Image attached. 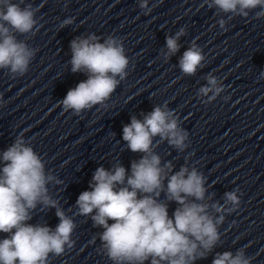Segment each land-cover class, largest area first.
<instances>
[{
    "label": "clouds",
    "instance_id": "9594fccd",
    "mask_svg": "<svg viewBox=\"0 0 264 264\" xmlns=\"http://www.w3.org/2000/svg\"><path fill=\"white\" fill-rule=\"evenodd\" d=\"M141 7H147L146 0ZM209 7L245 17L248 10L259 7L261 11L256 17L264 16V0H211ZM36 23L31 5L21 8L10 0H0V68H9L21 75L27 71L34 51L18 42L11 30L26 34ZM181 34L183 30L175 37L166 38V55L178 50L177 39ZM96 39L92 36L71 42L72 71L86 70L89 76L67 92L61 102L65 111L72 109L79 114L103 102L119 83L115 77L126 75L129 61L123 47L111 38L103 44L94 43ZM203 59L201 50L193 43L183 53L180 69L192 75ZM208 83L212 87L201 88L202 94L213 89L217 94L222 91L216 87L214 77H209ZM157 135L181 151L186 147L187 132L178 127L166 106L155 107L143 121L133 117L123 127V140L132 152L144 155L131 163L130 175L119 164L112 171L97 168L91 190L81 192L76 201L80 215L95 212L91 219L95 226L103 228L99 236L102 251L113 264H145L149 259L150 264L162 261L192 264L197 258H204L220 238L218 225L223 223L224 216L214 218L209 213V204L199 202L205 198V177L196 168L189 170L186 166L169 175L171 165L161 167L160 157L151 148L152 138ZM2 161L0 233H11V236L0 240V264H46L50 253L60 256L65 252V245L73 246L75 242L70 236L76 225L48 195L46 184L53 177L45 175L41 159L33 148L24 145L22 138L3 152ZM165 179L166 199L179 205L171 217L167 203L159 201L161 192L165 191ZM237 191L225 193L224 206L212 204L211 208L216 213L234 212L241 202ZM38 203L57 208L60 222L54 231L48 226L26 223L32 218L30 210ZM251 259L245 258L241 249L235 256L231 252L217 254L212 264H251Z\"/></svg>",
    "mask_w": 264,
    "mask_h": 264
}]
</instances>
